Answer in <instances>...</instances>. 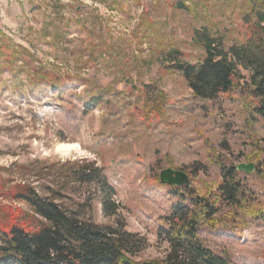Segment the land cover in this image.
Listing matches in <instances>:
<instances>
[{"label": "rangeland", "instance_id": "obj_1", "mask_svg": "<svg viewBox=\"0 0 264 264\" xmlns=\"http://www.w3.org/2000/svg\"><path fill=\"white\" fill-rule=\"evenodd\" d=\"M263 9L264 0H0V229L24 215L42 225L15 197L24 185L73 210L91 196L87 218L134 234L137 257L161 258L169 244L158 231L178 197L160 172L182 169L207 194L222 167L253 163L239 175L263 213L234 222L224 208L201 235L232 264H264V118L249 113L240 86L198 97L165 55L199 64L196 29L230 48ZM87 161L112 187L113 215L103 190L72 182Z\"/></svg>", "mask_w": 264, "mask_h": 264}, {"label": "trees", "instance_id": "obj_2", "mask_svg": "<svg viewBox=\"0 0 264 264\" xmlns=\"http://www.w3.org/2000/svg\"><path fill=\"white\" fill-rule=\"evenodd\" d=\"M257 17L248 26L245 40L230 48L207 29H196L194 41L205 50L199 64L182 60L178 50L165 55L171 67L183 73L198 97L214 99L240 86V96L249 113L264 118V9ZM239 67L249 71L248 79ZM46 80L50 84L55 82L48 75ZM222 168L223 180L207 194L200 193L192 183L171 186L178 200L163 218L165 227L158 231L169 249L165 256L151 260L136 256L134 234L119 226L98 224L83 214L81 209L91 196L73 210L60 204L57 198L24 185L15 192V197L25 201L43 223L39 227L22 224L30 219L24 215L20 223L0 229V264H232L226 255L208 246L201 230L222 223L218 215L224 208L229 209L225 214L231 215L234 222L244 221L246 215L258 217L263 212L249 203L239 170L235 166ZM72 182L80 186L95 185L96 189L103 190L101 203L105 210L113 209L108 214L116 213L112 187L94 163L84 162L74 170ZM80 186L74 188L81 190ZM239 212L241 215L237 218Z\"/></svg>", "mask_w": 264, "mask_h": 264}, {"label": "water", "instance_id": "obj_3", "mask_svg": "<svg viewBox=\"0 0 264 264\" xmlns=\"http://www.w3.org/2000/svg\"><path fill=\"white\" fill-rule=\"evenodd\" d=\"M239 171H246L250 173L254 170V164H239L235 166ZM160 180L162 183L167 184L169 186L181 187L185 186L190 181L189 174L182 169H173V168H165L160 172Z\"/></svg>", "mask_w": 264, "mask_h": 264}, {"label": "snow or ice", "instance_id": "obj_4", "mask_svg": "<svg viewBox=\"0 0 264 264\" xmlns=\"http://www.w3.org/2000/svg\"><path fill=\"white\" fill-rule=\"evenodd\" d=\"M62 147L73 148V147H78V145H67V146H62Z\"/></svg>", "mask_w": 264, "mask_h": 264}, {"label": "bare ground", "instance_id": "obj_5", "mask_svg": "<svg viewBox=\"0 0 264 264\" xmlns=\"http://www.w3.org/2000/svg\"><path fill=\"white\" fill-rule=\"evenodd\" d=\"M69 145V144H68ZM64 146H67V144H65Z\"/></svg>", "mask_w": 264, "mask_h": 264}]
</instances>
